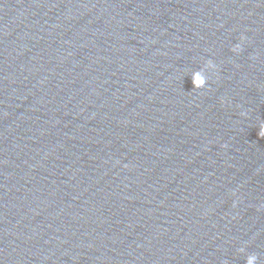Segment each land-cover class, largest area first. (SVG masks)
<instances>
[{"label": "water", "instance_id": "obj_1", "mask_svg": "<svg viewBox=\"0 0 264 264\" xmlns=\"http://www.w3.org/2000/svg\"><path fill=\"white\" fill-rule=\"evenodd\" d=\"M262 123L264 0H0V264H264Z\"/></svg>", "mask_w": 264, "mask_h": 264}, {"label": "clouds", "instance_id": "obj_2", "mask_svg": "<svg viewBox=\"0 0 264 264\" xmlns=\"http://www.w3.org/2000/svg\"><path fill=\"white\" fill-rule=\"evenodd\" d=\"M232 51L234 53H239L240 51V45L237 44L233 47ZM207 69H211L213 67V65L211 64V62H209L206 66ZM204 69H201L200 72H197L195 74V82L198 86V88H203L206 84V78L204 76ZM258 135L260 137H264V123L259 125V132ZM243 251V249H241V252ZM245 264H257V256L256 255H248L245 259Z\"/></svg>", "mask_w": 264, "mask_h": 264}]
</instances>
